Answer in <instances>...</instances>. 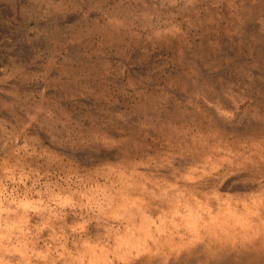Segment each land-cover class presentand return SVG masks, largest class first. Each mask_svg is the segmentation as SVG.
<instances>
[{
	"label": "rangeland",
	"instance_id": "rangeland-1",
	"mask_svg": "<svg viewBox=\"0 0 264 264\" xmlns=\"http://www.w3.org/2000/svg\"><path fill=\"white\" fill-rule=\"evenodd\" d=\"M193 183L264 194V0H0V264H220Z\"/></svg>",
	"mask_w": 264,
	"mask_h": 264
},
{
	"label": "crops",
	"instance_id": "crops-1",
	"mask_svg": "<svg viewBox=\"0 0 264 264\" xmlns=\"http://www.w3.org/2000/svg\"><path fill=\"white\" fill-rule=\"evenodd\" d=\"M262 153L261 148L256 146L254 154ZM241 156H243L242 153L239 154V157ZM205 160L204 157L202 162ZM194 165L196 166V164ZM193 166L192 169L190 168L188 178L196 179L207 172L206 167L196 171ZM193 185V192L187 193L189 199L192 200L194 209L186 215L188 218L191 215L193 220L186 219L184 224L180 225L188 230L189 243H199L200 239L204 237L202 234H206L208 238L204 243L205 253L221 252L216 253L220 264H230L228 254L223 252L227 246L234 247L238 238L240 249L234 252L237 257L243 259V262L247 264H264V209L256 205L258 201H264V194L262 197L250 196L249 199L255 203L252 206H248L247 202L243 200H234L232 197L221 198L216 209L207 211L208 214H205L206 217L203 219L202 212L206 207L197 203L194 194L197 184L193 183ZM202 197L206 198V194H202ZM233 257L236 258L232 253Z\"/></svg>",
	"mask_w": 264,
	"mask_h": 264
}]
</instances>
